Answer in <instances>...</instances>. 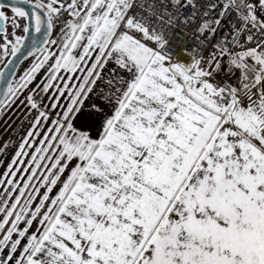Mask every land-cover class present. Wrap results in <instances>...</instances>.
I'll return each instance as SVG.
<instances>
[{"label":"snow or ice","instance_id":"6c2138e0","mask_svg":"<svg viewBox=\"0 0 264 264\" xmlns=\"http://www.w3.org/2000/svg\"><path fill=\"white\" fill-rule=\"evenodd\" d=\"M0 264H264V0H0Z\"/></svg>","mask_w":264,"mask_h":264}]
</instances>
